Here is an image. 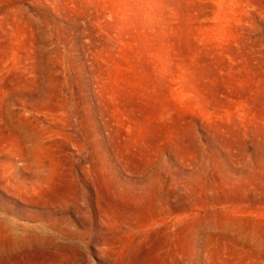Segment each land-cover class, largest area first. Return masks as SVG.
I'll return each mask as SVG.
<instances>
[{
    "label": "rangeland",
    "instance_id": "1",
    "mask_svg": "<svg viewBox=\"0 0 264 264\" xmlns=\"http://www.w3.org/2000/svg\"><path fill=\"white\" fill-rule=\"evenodd\" d=\"M0 264H264V0H0Z\"/></svg>",
    "mask_w": 264,
    "mask_h": 264
}]
</instances>
